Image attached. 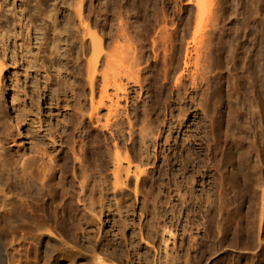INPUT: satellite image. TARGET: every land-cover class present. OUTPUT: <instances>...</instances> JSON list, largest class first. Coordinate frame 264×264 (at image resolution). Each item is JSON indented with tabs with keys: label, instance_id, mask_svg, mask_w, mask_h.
I'll list each match as a JSON object with an SVG mask.
<instances>
[{
	"label": "rangeland",
	"instance_id": "obj_1",
	"mask_svg": "<svg viewBox=\"0 0 264 264\" xmlns=\"http://www.w3.org/2000/svg\"><path fill=\"white\" fill-rule=\"evenodd\" d=\"M64 1L49 0L39 7L36 0L30 5H26L24 0H1L3 9L0 11V58L7 65L0 89V108L11 111L15 121L18 115H25L22 122L25 148L22 149V154L26 152L27 158L34 154L32 142L46 149L48 154L55 156L58 163L65 167L55 168L58 172L52 180L53 183L61 186L68 180H73L76 191L79 190V177L74 178L73 171L79 173L82 169L86 170L87 201L89 203L92 200L90 196L93 190L94 199L98 200L94 204L97 214L93 217L94 223L86 225L87 231L90 232L86 234L91 238L83 237V233L73 228L78 233L69 236L71 245H74L72 251L64 259L62 253L54 252L53 264H95L91 255L93 246H96L111 264H185L186 259L189 260L187 264H248V240L237 237L236 233L238 227L241 230L244 220L248 228L247 188L246 191L243 188L236 189L245 182L247 184L245 96L233 105L238 111L237 124L231 125L230 137L220 136L219 141L211 140L214 151L218 152L213 166L209 160L210 150L205 144L203 145L206 149L201 150V135H196L197 138L194 139V115L198 106L195 108L196 104L190 101L192 95H197L195 84H201L199 92L209 84L223 85L227 89L238 74L231 75L230 63H227L226 58L232 35L236 34L239 40L244 39V0H102V16L99 18L98 14L93 12L86 18L90 29L103 38L104 53L116 51L126 64L130 63L127 57L134 55V73L145 87L151 86L154 99L150 100L149 93L144 92L140 98L137 97L139 99L136 110H130L134 114V129L139 131L149 122L158 126L163 125V122L169 125L172 121L174 125H184L181 132H178V128L173 132L174 140L171 138V143L177 145V140L181 146L171 151L170 155L174 169H189L186 175L193 173V168L208 170L207 174L211 177H207V185L201 182V174H194L196 184L191 190L197 197L202 191L208 190L212 199H215L216 183L220 185L221 178L229 171L235 172V168H245L246 172L235 174L239 177L238 184L232 176L228 180V185L235 183L234 193L239 194L241 198L218 210L219 203L208 204L206 201L192 203L187 209L188 203H179L176 191H173L172 194L176 197L172 204L182 208L178 217H174L172 212L169 215H158L161 214L158 213V207L165 206V199L160 198L159 194L167 193L168 188L174 186V180L169 179L168 174L161 173L162 168L159 166L155 168V157L151 160L150 167L147 162V165H143L148 168H142L147 171L142 175L140 182L142 193L136 197L135 179L130 181L125 194L116 193L113 186L115 168L112 162L100 163L96 158L82 154V163L87 168H79V161L67 154L68 145H71L73 140L77 148L80 145L96 147L102 145L106 137L111 142L112 137L96 119L90 121L89 99L84 109L85 114L77 116L74 113L80 91L78 66L81 61L77 58L78 52L75 50L66 53L65 48L68 45L63 44L62 57L48 50L39 51L38 59L35 58L38 46L43 41V30L49 20V17L45 16L46 12L58 11L59 21L62 24L67 23V16L71 14L74 2ZM93 4L98 6V0H94ZM116 40L117 45H114ZM130 43H133L131 49L128 47ZM25 45L32 49L27 51ZM220 46L225 48L224 54L220 51ZM24 53L27 56H23ZM90 55L91 52L88 53V56ZM185 60L191 62L187 69ZM28 61H32L31 64ZM104 67L105 63L100 66ZM121 68L122 62L118 59L111 73L119 75ZM203 70L207 71V79L204 82L201 80ZM180 73L182 75L179 79ZM61 79L64 80L63 83ZM98 81L101 82V77ZM130 84L138 92V85ZM186 92L189 97L183 99ZM20 101L22 102L19 103ZM148 101L150 105L147 104ZM194 101L197 103V100ZM16 104L18 108L23 109L22 114H17ZM190 104L195 105L188 109ZM171 107L175 108L174 111H171ZM101 113L105 114L106 110ZM187 118L188 121L184 123ZM227 126L226 122L222 123L223 129ZM128 129L125 120L122 131L124 142L122 141L121 145H127L135 157V162L141 163L145 155V152H142L144 146L140 143L139 135L136 143L130 140ZM166 133L168 131L165 135ZM37 135L40 140L36 138ZM165 135L158 140L159 145L165 149V152H162L164 156L169 154L166 149L171 147L168 143L164 145ZM17 137L14 133L13 138ZM9 140L10 138H3L10 149ZM226 145L231 148L224 149ZM183 147L194 149L192 162L187 157L190 152L181 150ZM101 150H105V146ZM114 150L112 148V152ZM151 151L154 152V146ZM123 153L125 155L126 152ZM163 155L160 153L159 165L164 161ZM198 156L204 159L200 165L196 164ZM28 172H31L30 168H7L1 173L3 180H0V184L6 183L8 194L23 197L26 206L32 207L35 200L27 196L28 189L22 190L30 180ZM177 180L183 184L182 193H188L187 189L191 183L187 182L182 174L177 175ZM30 189L36 192L35 186ZM156 195L159 200L154 204L153 198ZM100 197H103V203H100ZM146 197H149L147 207L144 206ZM1 198L0 195V205L3 203ZM13 220L16 224V232L13 234L18 240L16 247L22 248L28 258L36 260L34 250L39 246L35 237L36 230L20 225V219L17 217ZM140 223L144 224L146 241H141L137 234ZM153 225L158 226L156 231L152 230ZM219 225L224 234L218 232ZM170 230L175 234H171ZM23 235L25 239L20 240ZM94 235L96 237L92 238ZM100 235L102 238L96 240ZM132 237L134 238L131 239ZM11 238L10 232H5L6 243L9 244ZM49 240V236L44 237L40 250L46 251ZM128 253L132 256L131 261ZM40 262L42 264L43 260Z\"/></svg>",
	"mask_w": 264,
	"mask_h": 264
},
{
	"label": "bare ground",
	"instance_id": "obj_2",
	"mask_svg": "<svg viewBox=\"0 0 264 264\" xmlns=\"http://www.w3.org/2000/svg\"><path fill=\"white\" fill-rule=\"evenodd\" d=\"M16 1L17 0H14V2ZM33 1L34 0H24V3L30 5ZM36 1L37 5L40 7L42 4H46L49 0ZM65 1L67 2V0ZM93 1L94 0H73L74 5L72 12L67 16L68 21L65 24H62L61 21H59L58 11L54 12L48 10L45 16H48L49 20L43 30V41L40 42L38 52L35 54V58L38 59L39 51L46 52L50 50L51 53H55L56 56L62 57L64 54L63 44L68 45V47L65 48L66 53H71L75 50L78 52L77 58L81 61L78 66L80 91L78 93L79 101L74 108V113L77 116L85 114L84 109L86 108L87 100L89 99L91 110L88 113V117L90 121L96 119L98 123L102 124L105 129L110 132L112 137L111 142L106 137L104 143L96 147H84L83 145H80L79 148H77V145L73 140V143L68 145L67 154L72 155L75 160L79 161L81 166L79 168H87L82 163V154H85V157L96 158L100 163L106 164L112 162L115 168V181L113 186L116 189V193L125 194L127 192L126 190L129 189L130 181L135 179L134 192L136 197L142 193L140 182L142 175L147 171L142 168H148V166L143 167V165H147V163L149 165L153 157H155V168L159 166L162 168L161 173L164 172L165 174H168L169 179L174 180V186H170L167 193L159 194L160 198L165 199V206L161 208L158 207V213H161L158 214L159 216L169 215L170 212H172L174 217L180 216L182 208L179 209L176 205L172 204V201L176 197L172 194L173 191H176L179 203H188L186 205L187 209L190 208L192 203L195 204L197 202L201 203L202 201H206L208 204L219 203L220 206L219 208L217 207L218 210L239 200L241 196L234 193L235 183L228 185V180L232 176L238 184L239 177H236L235 174H238L240 171L246 172L245 168H235V170H237L235 172L229 171L225 177L221 178L220 185L216 183L217 193L215 199H212V194L208 190L202 191L203 193L198 195L199 197H197L196 193L191 190L196 184L194 174L197 173L201 174L199 175L201 182L204 184L206 183L207 185V177H211V175L207 174V169L200 171L197 168H193V173L186 175V172L189 170L188 168H173L174 162L172 161L170 152L177 149V147H180L181 144L175 140L177 145H174L171 143L170 139L172 138L174 140L173 132L176 131L177 128L179 129L178 132H181L184 125L177 126L174 125L172 121L169 125L167 122H163V125L158 126L149 122L144 124L139 131L134 129V114L130 110H136L138 105L137 100L144 92L149 93L148 97H150V100L154 99L153 94L151 93V86L145 87L138 75L134 73V64L132 61L134 55L127 57L129 58L127 61L130 63L126 64V61H124L116 51L112 53H104L102 49L104 44L103 38L90 29V25L86 20V18L90 17L93 12H96L99 18L102 16L103 1L98 0V6L94 5ZM2 9L3 5L0 0V11H2ZM20 24H22V19H20ZM29 34H31L30 29ZM114 45H117V40L114 42ZM25 47L27 48V51L32 49L29 45H25ZM128 47L131 49L133 43L128 44ZM219 49L224 54L225 48L222 49L220 46ZM90 52L91 55L88 56V53ZM23 56H27V54L24 53ZM118 59L122 62V68L119 71V75H113L111 69L115 64V61ZM226 59L227 63H230L229 68L230 71H232L231 75L238 73L235 75L234 80L231 81L230 88L225 89L223 85L209 84L206 89L199 92L201 84L198 86L195 84L194 88L197 87V95H192L190 101L196 105L190 104V106H187L188 109L192 108L193 105H195V108L198 106L194 115V139L197 138L196 135H201V150L206 149L203 144H205L210 150L209 160L212 166L213 161L216 160L218 156V152L214 151L211 140L214 139L215 141H219L220 136H225L226 138L230 137L229 130L231 125H234V123L235 125L237 124L236 119L238 111L234 109L233 105L236 102H240L241 97L245 96L244 39L239 40L236 34L232 35L229 54ZM31 62L32 61H28L29 64H31ZM104 63L106 64V67L100 68ZM184 64L187 69L191 65V62L190 60H185ZM6 67V62L0 58V89L3 83V73ZM181 75L182 74L180 73L179 79ZM99 77H101V82L98 81ZM206 79L207 71L203 70L201 80L204 82ZM61 82L63 83L64 80L61 79ZM130 83L138 85V92L135 91V88H133ZM111 89H113V91H111ZM134 92H136V96H134ZM187 97H189L188 92L185 93L183 99ZM194 100H197V103ZM21 102L22 101L19 103ZM147 104L150 105L149 101ZM15 109L17 114L23 113V109L20 107L18 108L17 104L15 105ZM147 109L148 108L145 109L146 113ZM174 109L175 108L171 107V111H174ZM184 109H186V107H184ZM103 110H106L105 114L101 113ZM244 113L242 114L244 115ZM24 120L25 115L24 117L18 115L17 121H15L11 111L8 112L4 108H0V180H3L1 173L6 171L7 168H30L31 172H28L30 180L25 184L27 187L24 185L22 190L28 189L27 196H31V198L35 200L32 207H27L25 204L26 200H24L23 197H15L14 195L8 194L6 187L7 184H0V195L2 196L1 200L3 202L0 205V264H40L41 260H43L42 264H53L52 257H54V252H58V254L62 253V259H64L70 254V251H72L74 245H71L69 236L71 234L77 235L78 233L74 231L73 228H76L79 232L83 233V237H86L87 239L91 238L90 235L86 234L90 233L87 231L86 225L94 223L93 217L97 216L94 211V204L97 203L98 200L94 199L93 190L92 196H90L92 200L89 203L87 201L86 170L82 169L79 173L76 170L73 171V177H79V190L76 191L73 187V180H68L61 186H58L57 183H53L52 180L58 172L55 168L65 167L58 163V159L55 156L48 154L46 149L41 148L35 142H32V152L34 154L30 155L29 158L25 156L26 152L22 154V149L25 148L24 132L22 131V122ZM125 120H127L130 140L133 142L135 141L136 143L139 135L140 143L144 146L142 152H145V155L142 157L141 163L135 162V157L132 155L127 145H121L122 141L124 142L122 131ZM186 121H188V118L185 119L184 123ZM224 122L228 124L226 129L222 128V123ZM166 131H168V133L165 135ZM14 133L18 136L17 138H13ZM164 135V145H167L166 143L171 145L169 149H166V151H169V154H165V156L162 153L165 152V149L163 150V147L158 143L160 137ZM3 138H10L9 143L11 142V151L6 146V141H3ZM36 138L40 140L38 135ZM103 146H105V150H101ZM152 146H154L155 153H152L151 151ZM112 148L115 149L114 152H112ZM227 148L231 147L229 145L224 146V149ZM123 150L126 152L125 155ZM181 150L190 152L187 157L192 162L191 155L195 154L193 152L194 149L192 150V147H183ZM160 153L164 157L163 163L161 162L162 165H159L158 163ZM182 158L183 161L186 160L184 156ZM203 161L204 159H200L198 156L196 164L200 165ZM165 167L168 169H165ZM178 174H182L183 178L191 183V186L187 189L188 193H182L183 184L177 180ZM68 176L69 175L67 174L66 177ZM34 186L36 192L30 189V187ZM59 188H61V191H59ZM240 188L245 190L247 188L246 182L236 189ZM59 196L61 198L60 200ZM159 196H154V204H157L156 201L159 200ZM99 200L100 203H103V197H100ZM148 200L149 197H146L145 207L148 206ZM59 209L61 210V213ZM141 215H143V212ZM15 217L20 219V225L23 227L34 228L36 230L35 237L39 242V246L34 250L36 260L28 258L22 248L16 247L15 243L18 240L16 235L13 234L16 232V224L13 220ZM125 225L127 224L125 223ZM152 227L153 231L158 229V226L156 225H153ZM5 232H10L12 236L9 244L6 243L4 239ZM218 232L224 234L221 225H219ZM170 233L173 235L175 234L172 230H170ZM236 233L238 234L237 237L240 236L241 239L248 240V228L245 224V220L243 221L241 230L238 227ZM137 234L141 241L147 240L143 223L139 224V232ZM46 236H49L50 240L48 241L46 251L43 252L40 250V243ZM93 237H96V235L92 236V238ZM101 238L102 236L100 235L96 240H100ZM24 239L25 236L23 235L20 240ZM51 241L54 243L52 244ZM192 241H194V238ZM92 250L93 252L91 255L95 264H111L110 262L108 263V258L105 257L96 246H93ZM127 250L129 251V249ZM128 255L130 257L129 260L131 261L132 256H130L129 253L127 256ZM188 262L189 260L186 259L185 264Z\"/></svg>",
	"mask_w": 264,
	"mask_h": 264
}]
</instances>
